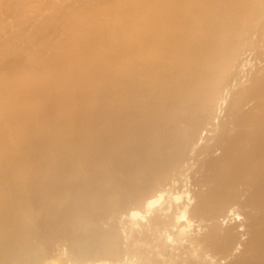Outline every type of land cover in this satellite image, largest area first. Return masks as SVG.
<instances>
[{
    "label": "bare ground",
    "instance_id": "6f19581e",
    "mask_svg": "<svg viewBox=\"0 0 264 264\" xmlns=\"http://www.w3.org/2000/svg\"><path fill=\"white\" fill-rule=\"evenodd\" d=\"M68 1L70 3V0ZM74 1L78 3L77 0ZM140 1L145 2H143L145 10L141 8L145 12L137 11L138 21H135L137 20L136 16L133 17L136 18L134 20L136 25L133 20L134 26L131 23L134 35L130 34L133 36L136 34L133 41L141 36L137 37V34H140L139 29H142V32H152L150 28H159L156 31L153 30L152 34H147L149 36L142 35L147 38L138 45L137 43L131 44L133 45L131 52L128 51V54L126 52L127 57L123 54L126 60L121 58L124 60L120 59L121 62L118 60L119 57L114 58L115 61L108 58L107 63L102 59V63H106L104 68L107 66L108 71L106 69L103 71V67L100 69V65L98 70H96L97 68L93 69L94 71L89 70L90 66L86 65L90 63L95 65V63L84 61L88 57H85V59L84 57L74 58L70 54L68 56L63 54L64 57L61 56L62 54L58 55L59 52L62 53L61 50L63 49H58L56 53L55 47L60 46V43L54 46V49L50 45L41 49L39 46L42 47L45 45L44 42H47V40L37 41L38 36L35 37L36 34L41 35V28H35L34 30H40L38 31L40 33L35 31L32 36V33L29 34L31 31L29 33L24 32H27L26 27L31 25L28 23L29 21H26L29 16H27V19H23L26 18L24 16L22 19L17 20V25L20 23L19 20L22 25L29 24L28 26L25 24L23 27L19 24V29L17 25L15 26V33L22 30H20V26L23 28L21 31L23 34L20 33L21 38L18 40H26L27 45L29 43L32 45V49L37 47L35 51L38 52L39 48L41 51L39 50L38 55L32 50L31 52L35 53L33 55L29 47H27L29 50L25 51V45L21 48L17 44L14 47L15 51L17 53L22 52L25 58H30L33 62V68L27 70L31 75L27 73L29 78L26 77L25 79L22 76V78L17 76H12L9 79L4 78L6 81L2 79L5 82L1 81L0 84V264H52L51 261L47 262L48 258H51L49 257L51 253L48 252L49 248L55 243L65 240L70 244V247L66 246V248L68 247L78 255V259H73L77 261L72 260L71 263L75 262L74 264H76L81 259V262H79L81 264L82 262H84L83 264H86L85 262L115 264L117 261L118 263L120 261L119 264H126L121 263V257L123 256L120 252L123 247L119 251V248L124 244V239L121 242L119 235L120 230L118 228L120 227L116 228V226L110 225L111 229L104 231L100 230L102 228H100V223H103L106 218L116 217L124 213L131 214V217H133L131 219H135L136 215L131 213L132 209L135 208L150 210L149 215L152 213L153 207L155 210L157 204L160 205L161 210L164 208L165 205L162 207L164 203L160 200L165 198L167 185L173 184L176 180L173 176L181 173V169L189 164L190 159L195 158L191 156L193 154L190 155V152L196 148L193 149V144L196 145L201 130L214 119L213 110L216 107V101L223 98L221 93L225 91L222 88L225 89V83L229 81L227 79L230 74L229 69L232 66V58L241 54L236 53L237 49H241L240 47L246 43L242 38L246 36L248 38L249 36L250 28L243 27V22L250 20L252 22L253 18L261 15V9L264 8V0H210L204 8L200 5L202 9H199L197 4L200 0H126L127 3L124 2V5L127 4L128 7L130 5L129 8L132 13L133 10L134 12L136 10V4H138L137 8L141 6ZM201 1L203 2V0ZM66 2L64 1V3ZM204 2H207V0H204ZM261 6L262 8H260ZM80 7L83 9L81 5ZM113 7H116L115 10L117 11L119 3L118 6ZM27 8L26 12L31 9L30 6H27ZM129 8L127 12L130 13ZM84 10V13L76 11L78 13H75V15L73 11L72 15L68 9L66 15L69 16L64 17L60 13L63 17L56 19V21L59 20L58 22L63 20L56 27H61L62 24V27L64 25V28H66V24L72 23L68 24V27L64 30H75L76 33L73 30L70 31V36L74 33V37L71 36L72 41L69 38L70 43L76 46H74V49L77 48L78 44L81 46L83 38L88 37L87 40L83 39L88 44L90 43L89 38H92L94 42L93 36L98 34L95 30L96 27L99 31L100 25H96V20L99 18L94 19L95 13H92L93 15L88 13L90 9L87 12L89 17L85 16L86 9ZM99 11H96L97 14ZM118 11L120 13V10ZM140 13L144 17L146 16V19L152 20L150 22H157L155 26L158 27L154 25L150 27V22L146 26L137 25L140 23ZM80 14L84 15L86 23L84 20L81 22L79 16L83 18V15ZM70 15L75 16V20L74 17L71 20ZM91 16L95 20L94 22ZM122 16L117 19L120 21ZM34 18H40V16H34ZM63 18H69V20L65 21ZM103 18L102 20H104ZM148 19L141 20L142 25L144 21L147 24ZM22 20L26 22L24 21V23ZM123 20L120 22L110 20V22H115V25L118 24V27L121 28ZM99 21L101 20L99 19ZM104 23H101L102 28ZM98 24L100 23L98 22ZM53 25L55 24L53 23ZM255 25L256 23L254 27ZM249 26L247 25V27ZM56 27H53V29H56ZM116 27L114 29L117 31ZM134 27H136V33ZM250 27L253 29L252 24ZM128 28L130 27L128 26ZM244 28L246 30L243 33ZM59 29L58 27L56 30ZM144 29L146 30L144 31ZM100 30L102 29L100 28ZM122 30L124 31V29ZM8 31L10 30H6L5 33ZM66 31L60 29L62 34ZM112 31L115 33V30ZM102 32L104 33L103 30ZM15 33L12 35H15ZM93 33L94 35H92ZM103 33L100 31L99 37ZM105 33L107 32L105 31ZM59 34L63 36L61 33ZM241 34L242 38L240 37ZM142 36L140 38H143ZM58 37L60 39V36ZM130 38L132 39V37ZM249 38L247 41H249ZM124 39L125 35L122 40ZM239 40L243 43L240 46L237 45V43L240 44ZM14 41L11 42L14 44L16 42ZM11 42L7 43L10 44L8 48H12ZM106 42L108 40H104V43ZM235 42H237L236 45ZM118 44L116 45L118 46ZM79 45L78 47H80ZM93 45H96V41ZM109 45L112 46V43ZM232 48V51H235L233 57ZM81 49L85 52L84 48L81 47ZM122 49L124 48L122 47ZM124 50H127V48ZM105 51H108V49H105ZM118 51L116 52L119 53ZM41 52L43 53L41 54ZM9 53L7 51V54ZM85 54L88 53L85 52ZM57 55L59 58L61 56V60L58 59ZM78 55L80 56L79 53ZM99 56L97 55V57ZM34 59L38 60L39 65L36 64V60V63H34ZM98 59L95 61H98ZM44 71L46 73L48 71L49 79L46 76V81L43 80L42 82L43 86L40 83L38 85L40 87L37 88V85H35L38 84L35 83L37 80L34 82V79L37 78H34V76H36V73L43 74ZM40 78L43 79V76H40ZM233 80L235 81V78ZM22 88L26 92L22 91ZM29 89L31 92H27ZM43 91L48 92L43 94ZM22 92H24V95L33 93L29 96L36 95V98L40 95L45 97L46 93L49 94H46L47 101H42L41 97L38 100H31L32 98L27 97L29 100L25 101L22 98ZM20 93L22 96L19 95ZM251 93L253 95L255 93L259 95L260 93L262 95H259V97H263L264 84L259 85V87L257 85L255 92ZM251 93L248 94L251 95ZM259 104L262 106L263 103L260 102ZM236 112L239 113L240 110L239 112L236 110ZM239 117H242V119L236 121L237 134L232 136L227 131L228 133L224 134L225 137L223 136L224 138L221 139L222 143H225L221 156H218V158L213 157L205 164L206 169L209 170V176L204 182L208 190L200 194L199 201L192 212L196 216L206 219L207 222L212 221L213 223H211L209 231L200 238L203 247L211 246V249L214 247V251L223 249L224 252L222 253L228 252V254H231L232 249L235 248L234 246H239L243 242L239 244L240 240L237 239L239 235H235L237 234L236 231L234 233L236 229L222 231V224H219V220L228 217L229 208L232 204L238 203L243 191L246 192L245 194H248V197L245 194L243 196L247 197L248 200L246 199L247 202L243 201V204L246 203V205L256 209L258 213L260 212V218L252 221V237L248 243L249 246L246 245L248 246V253L246 252L248 257L246 259L243 257L244 261L241 258L243 263L240 264H256V262L259 263L264 260V112L258 113V115L250 116L247 114V116L242 115ZM183 169L185 170V167ZM240 187L244 188H242L243 191L238 190ZM239 202L241 204V201ZM185 206L186 211L189 212L191 208ZM172 207L176 209L174 205ZM167 208H170V205ZM157 209H159V206ZM182 213L187 216V213L181 210V217ZM140 220L142 219L139 218L138 221ZM177 220L179 221L178 218ZM154 230L152 231L154 232ZM171 239L172 246L174 240ZM44 241L45 244L42 243ZM148 242L147 244L150 243ZM177 243H180V241H177ZM132 248H135V246ZM145 249L144 254L142 252L143 256L140 255L144 259L147 253ZM133 251H136V249ZM219 251L221 252V250ZM229 251L231 252L229 253ZM151 256L153 257L154 254ZM147 258H149V255ZM139 260L129 262V264H143L145 261ZM186 261L184 260L185 264H187ZM157 262L156 260L155 263ZM239 262L236 263L239 264Z\"/></svg>",
    "mask_w": 264,
    "mask_h": 264
},
{
    "label": "rangeland",
    "instance_id": "374dc122",
    "mask_svg": "<svg viewBox=\"0 0 264 264\" xmlns=\"http://www.w3.org/2000/svg\"><path fill=\"white\" fill-rule=\"evenodd\" d=\"M49 1V2H48ZM64 1H67L66 3H64ZM78 1V3L76 2V1H74V0H70V3H69V1L68 0H0V20H1V23H3L2 25H1V23H0V84H1V81L4 83L6 80L5 79H9L10 77L12 78V76H14V77H24L23 79H25L26 77H28L29 75H31V73L30 72H28L27 70H29V69H32L33 68V62H32V60L30 59V58H25V55H23L22 54V52H16L15 51V46H17V44H19V46L22 48L24 45V47H29L31 50H30V52L33 50L36 54H38L39 53V50H40V48L41 49H43V47L45 48L47 45H50V47H54V46H56L57 44H59L60 43V46L58 45V46H56L55 48H56V53H57V51H58V49H63V50H61L62 51V53L61 52H59L58 53V55H60V54H62L61 56H63V54H67V56L70 54V56L72 55L74 58H85V57H88L86 60H84V61H87L88 63L90 62V61H92L93 63H95V65L94 64H92V63H90V64H92V65H90V64H87L86 66H90V68H89V70H95L96 68V70H98V68L100 67V69L103 67V71H104V69H106L107 68V66L104 68V65H106V63H102V59L105 61V62H107L108 63V61H107V59L109 58V60H114V58L116 59V58H118V60L119 61H121L122 59H124V60H126V58H124V55L123 54H125V57H127V55H126V52H127V54H128V51H130L131 52V49L133 48V45L134 44H136L137 43V45H138V43H140V42H142L145 38H147V37H143L142 35H147V34H149V33H153L154 31L153 30H157L159 27L156 25L155 26V24H157V22H155V23H153V22H150V21H152V20H150V19H148L149 21H147V24H146V22L144 21L143 22V25H142V22H141V20H147L146 19V16L144 17L141 13L139 14V16H141V17H143V19H141V17H140V23L139 24H137V25H140V26H146V25H148V22H150L149 24V26L150 27H152L153 25L155 26V27H158V28H150V30H152V32H149V31H146V32H142L140 29V31L138 30V32H140V34L138 33L137 34V37L139 36V35H141L143 38H140L141 36H139L138 38H135V41H133L134 39V37H136V34H135V36H133L134 35V33H133V27H132V25H131V23H132V20H133V23H134V20L136 19V18H133V17H137L138 16V12L137 11H139V10H141V11H139V12H142L143 13V11L145 10V6H143L144 4H143V2L142 1H140V5L142 6H140V7H138L137 8V6H138V4H136V10H135V12H136V15H135V12H134V10H133V12L131 13V11H130V5H129V7H128V5L126 4L127 2H126V0L124 1V0H122V2H123V4H122V2H121V0H82V2H83V5H82V2L80 3V1L81 0H77ZM210 2V0H207V2H204V0H203V2L200 0L199 1V3H197L198 4V7H199V9H202V8H204L205 6H206V3L208 4L209 2ZM26 2H28V3H26ZM73 2H75V3H73ZM89 2V3H88ZM91 2H93V3H91ZM96 2H97V4H96ZM124 2H126L125 4H126V6L124 5ZM138 2V1H137ZM264 2V1H263ZM33 3V4H32ZM39 3V4H38ZM117 3V4H116ZM118 3H119V7H121V8H119V7H117V9L118 10H120V13H119V11H118V13H117V11L115 10V8L113 7V6H118ZM131 3H133L132 1H131ZM134 3H136V2H134ZM145 3V2H144ZM64 4V5H63ZM76 4V5H75ZM116 4V5H115ZM123 5V6H121V5ZM130 4V3H129ZM203 4V5H202ZM26 5V6H25ZM45 5V6H44ZM50 5V6H49ZM78 5H79V8H78ZM80 5L83 7V9L80 7ZM134 5V4H133ZM200 5H201V7H200ZM9 6V7H8ZM27 6H30V8L31 9H29V11H27L26 12V10H28V8H27ZM49 6V7H48ZM64 6V7H63ZM69 6H70V8H69ZM89 6V7H88ZM105 6V7H104ZM135 6V5H134ZM25 7V8H24ZM40 7V8H39ZM60 7V8H59ZM73 9H72V8ZM77 7V8H76ZM129 8V11H130V13L129 12H127V10H128V8ZM263 7H264V4H263ZM18 8V9H17ZM27 8V9H26ZM44 8V9H43ZM47 10H46V9ZM57 8V9H56ZM67 8V9H66ZM126 8V9H125ZM141 8H144V10L143 9H141ZM149 8V7H148ZM260 8H262V6L260 7ZM15 9V10H14ZM17 9V10H16ZM25 9V10H24ZM42 9H43V11H42ZM60 9H62V10H60ZM69 9V11H71V14H72V12L74 13V15H75V13L77 14L78 12H76V11H79V13L81 12H85V10L84 9H86V13H85V16H87V17H89L88 16V14H87V12H88V10H89V14L90 15H93L94 13V15L96 16H93L94 17V19H96L97 17L101 20V21H104V22H107L106 20L109 18V16H110V18L108 19V22L107 23H104V22H101V21H99V19L98 20H96L97 22V24L96 25H100V27H99V31L97 30L98 28L96 27V25H95V27H96V32H98V34L100 35V31H101V33H103L102 32V30L104 31V33L103 34H101L102 36H100L99 37V35L97 34L96 36L94 35V33L92 34V35H94L93 36V38L95 39L94 40V42L92 41V38H89V42L91 43V45H89L88 44V42L86 43L83 39H86L87 40V38H83L82 39V41H81V46L80 47H78V45H77V48L76 49H78V50H76V49H74L75 47L72 45L73 43H70V39L69 38H71V36H73V34L70 36V34H71V32L70 31H74L75 32V30L74 29H68V31H66V30H64V29H66L67 27H68V24H72L71 22H69L68 24H66L65 26H67L66 28H64V25H63V27H62V24H61V27L60 26H57L56 27V25L58 24L59 25V23H62L63 22V20H61L62 22H58V21H56V19H58L59 17V19H61V17H63V16H61V14H63L64 15V17L66 16H69V15H66V14H68V12L66 11V10H68ZM79 9V10H78ZM92 9V10H91ZM112 9H114V10H112ZM150 9H151V7H150ZM149 9V10H150ZM198 9V10H199ZM19 10V11H18ZM40 10V11H39ZM45 10V11H44ZM59 10H60V12H59ZM81 10V11H80ZM100 10V11H99ZM111 10V11H110ZM42 11V12H41ZM64 11H66V12H64ZM95 11V12H94ZM99 11V13L97 14V12ZM112 11H114V12H112ZM126 11V12H125ZM264 8H262L261 9V15L259 16V17H255L256 18V20H255V18H253L252 19V22H250V21H247V22H243V27H246V29H249V36H248V38L250 37L251 38V40H250V38H249V41H247V39L248 38H246V37H244V38H242V34L240 35V37L242 38V39H244L245 41H246V43H242L241 42V40H239L238 42H240V44H238L237 42H235L234 44L236 45V43H237V45H242L243 44V46L242 47H240L241 49H237V46H236V49H237V54H238V52L239 53H241V54H239V56L237 57L236 55L234 56V57H236V59H234V57H233V55H234V52L232 51L233 50V48L231 49V51L233 52V54H232V59H233V61L231 62L232 63V66L230 67V69H229V71H230V74L228 75L229 76V78L227 79V80H229V81H227L226 83H225V85L227 86H225V89H223L222 88V90H224L225 92L223 93H221L222 95H221V97H223V98H221V99H218L217 101H216V107L214 108V110H213V118L214 119H212V121H211V123L209 124V125H207V126H205V128H203L202 130H201V133H199V139L197 140V142L195 143L196 145H194L193 143V149L195 148L196 149V152H198L197 154H196V152H195V149L194 150H192V152H190V155L191 154H193V155H191L192 157H195L194 159L192 158V159H190V162H189V164H186L187 166H188V168H186L187 166L185 165L184 167H185V170L182 168L181 170H182V172H181V170H180V172L181 173H179V174H176V175H174L173 177L176 179L175 180V182H173V184H170L169 186L167 185V188L169 189V191H167L168 189H166V193L165 192H163V193H165V198H163V199H161L160 201H162V203H164V204H162V203H159V204H162V207L164 206V208L161 210L160 209V205H158L157 204V206H156V208H155V210H156V212H155V210H154V207H153V210H151L152 211V213H150V215H149V213L148 212H150V210L148 211V210H146V209H144V208H135V209H132V212L131 213H134L135 215H136V218L135 219H131V218H133V217H131V214H126V213H124V214H119V215H117L116 217H111V218H106V220H104L103 221V223L101 222L100 224H101V226H100V230H108V229H111V227H110V225H113V226H116V228H118V227H120V228H118L119 230H120V237H121V242H122V239H124V244L122 245V243H121V247L119 248V251H120V249L123 247V249H121L122 251L120 252V254H121V256H123V257H121V263H126V264H129V262H132V261H136L137 259L139 260L140 258H141V256L140 255H142V252L144 251V249L147 251V253L145 254L146 255V258L144 259V257L143 258H141L142 260H145V261H147V262H150L149 264H151V263H153L154 261L156 262V260L161 264H175V262H176V264H182V262H183V264H185L184 263V260L186 261V263L187 264H189L190 262H192V263H194V264H237L238 263V261H240L239 262V264L240 263H243V262H241V258H242V261H244L243 260V257H244V259H246V257H248V255H247V253H248V243H249V241H250V239H251V237H252V232L251 231H253V229L251 228V225H252V221H254L255 219H259L260 218V212L258 213L257 211H256V209H254L252 206L250 207L249 205H246V203H245V205L243 204L244 202H247L246 201V199L248 200V194H245L244 193V191L242 190V188L243 187H240V189H238L239 191H243L242 193H243V195L245 194V196H247V197H245V196H243L242 195V197H240L239 198V200H238V203L236 202V204H232V206H231V208H229L230 209V211H229V214H228V217L226 218V219H223V218H221L220 220H219V224L221 223L222 224V228H223V230L222 231H224L225 232V230L227 229V230H232L233 228L234 229H236V230H234V233H235V231H236V233L237 234H235V235H239L238 237L240 238H237L238 240H240V242H239V244L241 243V242H243L241 245H239V246H234L235 248L234 249H232V252L231 251H229V253L231 252V254H228V252H225V253H227V254H225V253H222V252H224V250L223 249H219V250H221V252L218 250V249H216V251H214V247H212L213 249H211V246H209V247H203V245L201 244V241H200V238L203 236V235H205L208 231H209V229L211 228V223H212V221H208L207 222V220L206 219H202V218H200V217H198V216H196L193 212H192V210H193V208H194V206L198 203V201H199V198L198 197H200V194H202L203 192H205V191H207L208 189H207V187H206V183H204L205 182V179L209 176V170L208 169H206V166H205V164L207 163V162H209L213 157L214 158H218V156L220 157L221 156V154H222V150H224V147H225V143H222V141H221V139L222 138H224L225 137V135H226V133H228V132H230L229 133V135H232V136H234L235 134H237V128H235L236 127V121L237 120H239V119H242V117H239V116H242V115H245V116H247V114L248 115H258V113L260 114L261 112H264V96L262 97H259V95H262V94H260L259 93V95L258 94H254L253 95V93H251V92H255V89L257 88V85H258V87H259V85H261V84H264ZM19 12V13H18ZM26 12V13H25ZM38 12H41V13H38ZM51 12H53V13H51ZM112 12V13H111ZM116 12V13H115ZM125 12V13H124ZM145 12V11H144ZM148 12V11H147ZM149 12H151V11H149ZM22 13V14H21ZM46 13V14H45ZM58 13V14H57ZM61 13V14H60ZM65 13V14H64ZM93 13V14H92ZM114 13H115V15H114ZM129 13V15H127ZM6 14V15H5ZM15 16H14V15ZM26 14V15H25ZM35 14V15H34ZM42 14V15H41ZM55 14H56V17H55ZM59 14H60V16H59ZM70 14V13H69ZM87 14V15H86ZM97 14V15H96ZM134 14V15H133ZM57 15H58V17H57ZM73 15V14H72ZM80 15H83V14H80ZM111 15H113V16H111ZM118 17H117V16ZM121 15H125L124 16V18H123V16L121 17V20H128V22H126V21H122V26H120L121 28H119L118 27V24L117 25H115V22H120L118 19H120V16ZM133 15V16H132ZM24 16H26V18L24 17ZM27 16H29V18L27 17ZM33 16V17H32ZM34 16H36V17H38V16H40V18H34ZM108 18H107V17ZM147 16H149L148 14H147ZM16 17H17V19H16ZM22 17H24L23 19H27L26 21L28 22V23H30L31 25H29V27H26L27 29V32L26 31H24L25 33H29L30 31V33L29 34H31L32 36L35 34V31L37 30V29H40V30H38V31H40V32H38V31H36V33L38 32V33H40L41 35H35V37H37L38 39H37V41H41V40H43V41H46L47 40V42H44V46H42L41 47V45L39 46L40 48L38 49V52L37 51H35V50H37V47H35V48H31L32 47V45L29 43V45H27L28 44V42H25L26 40H24V41H22L21 39V41L20 40H18L19 38H21L20 36V33H21V31L23 30V26H25V24L27 25V23H25L26 21L25 20H22L25 24L24 25H22L21 24V21L19 20L18 22H20L19 24H21L22 25V27L20 26V32H18V31H16V33H15V26L17 25V20L20 18V19H22ZM72 17V18H71ZM73 17H74V20H75V16H71L70 15V18H71V20H73ZM82 16H79V19L80 20H82L81 22H83V20H84V22L86 21L85 20V18H84V15H83V18H81ZM103 17H106L105 19L103 18ZM151 17V16H150ZM91 18H92V16H91ZM102 18L104 19V20H102ZM118 18V19H117ZM262 18V19H261ZM5 19H6V21H5ZM13 21H12V20ZM15 19H16V21H15ZM63 19H65V21L66 20H69V18L68 19H66V18H63ZM138 19H139V17H137V20H135V21H138ZM31 20V21H30ZM41 20V21H40ZM70 20V21H71ZM92 20H93V18H92ZM110 20H115V22H110ZM118 20V21H117ZM261 20V21H260ZM54 21H56V22H54ZM95 20H93V22H94ZM12 22H13V24H12ZM43 22V23H42ZM58 22V23H57ZM68 22V21H67ZM98 22L100 23V24H98ZM126 22V23H125ZM130 22V23H129ZM260 22V24H258ZM32 23H34V24H32ZM35 23H37L36 24V26H35ZM53 23L55 24V25H53ZM64 23H66V22H64ZM86 23V22H85ZM84 23V24H85ZM104 23V27H106V28H102L101 27V25ZM114 23V24H113ZM124 23H125V26H124ZM132 23V24H133ZM138 23V22H137ZM153 23V24H152ZM249 23V24H248ZM256 23V25H255V27H254V24ZM6 24V25H5ZM18 24V25H19ZM45 24V25H44ZM135 24V23H134ZM134 24H133V26H134ZM152 24V25H151ZM251 24L253 25V29L250 27L251 26ZM4 25V26H3ZM17 25V28L19 27ZM27 25V26H28ZM53 25V26H52ZM112 25V26H111ZM114 25V26H113ZM131 25V26H130ZM136 25V24H135ZM247 25H250L249 27H247ZM259 25V26H258ZM51 26V27H50ZM117 26V27H116ZM128 26L130 27V28H128ZM13 27V28H12ZM31 27H33L32 28V30H31ZM53 27L55 28L56 27V29H58V27L61 29H63V31H66V32H63V34H62V32H60V29L59 30H56V29H53ZM108 27V28H107ZM114 27H116L118 30V32L116 31V29H114ZM124 27V28H123ZM128 29H127V28ZM30 28V29H29ZM35 28H37L36 30H34ZM100 28L102 29V30H100ZM113 28V29H112ZM132 28V29H131ZM148 29H149V27H147ZM260 28V29H259ZM10 30V31H8V32H6L5 33V31L6 30ZM19 29V28H18ZM18 29H16V30H18ZM24 29H25V27H24ZM29 29V30H28ZM105 29H109V30H105ZM115 30V33H114V31H112V30ZM122 29H124V31L122 30ZM127 29V30H126ZM135 29H136V27H134V32L136 33L137 32V30L135 31ZM147 29V30H148ZM245 28L243 29V33H244V30H246ZM51 30V31H50ZM130 32H129V31ZM146 29H144V31H145ZM252 30H253V32H252ZM13 31V32H12ZM46 31V32H45ZM53 31V32H52ZM59 31V32H58ZM62 31V30H61ZM105 31L107 32V33H105ZM108 31H110L109 33H108ZM17 32H18V34H17ZM69 32V33H68ZM95 32V31H94ZM254 32H255V34H254ZM9 33V34H8ZM15 33V35H12V34H14ZM52 33V34H51ZM54 33V34H53ZM59 33H61L63 36H61ZM64 33H66L65 35H64ZM76 33V32H75ZM117 33V34H116ZM129 33V34H128ZM130 33H132L133 35H131ZM142 33V34H141ZM145 33V34H144ZM21 34H23V33H21ZM50 34H51V36H50ZM108 35V37H107V35ZM123 34V35H122ZM127 34V35H126ZM150 34V35H151ZM254 34V35H253ZM8 35V36H7ZM30 35V36H31ZM67 35H69V36H67ZM91 35V36H92ZM105 35H106V37H105ZM109 35H111V36H109ZM118 35V36H117ZM124 35H125V39L124 40H122L123 38H124ZM245 35V34H244ZM26 37H28L27 35H25ZM58 36H60V39H59V37ZM98 36V37H97ZM112 36H114L113 38H114V40H113V38H112ZM147 36H149V35H147ZM18 37V38H17ZM23 37H24V35H23ZM40 37V38H39ZM66 37H68V38H66ZM74 37V36H73ZM101 37H103L102 39H101ZM112 39H111V38ZM122 37V38H121ZM129 37V38H128ZM130 37H132V39L130 38ZM10 38V39H9ZM49 38V39H48ZM77 38V37H76ZM97 38V39H96ZM127 38V39H126ZM263 38V39H262ZM14 39H15V41H14ZM23 39V38H22ZM24 39H26V38H24ZM91 39V40H90ZM100 39V40H99ZM117 39H119V40H117ZM258 39H260V40H258ZM75 40V39H74ZM73 40V41H74ZM98 40V41H97ZM104 40L105 41H107L108 40V42L111 40V42H106V43H108V44H106V43H104ZM9 41L11 42V41H14L15 43L14 44H16V45H14L12 42H11V46H12V48L11 47H9L8 48V46H10V44H7V43H9ZM18 41V42H17ZM51 41H52V43H51ZM71 41H72V38H71ZM84 41V42H83ZM92 41V42H91ZM95 41H96V45L94 46L93 44L95 43ZM100 41V42H99ZM112 41H114V42H112ZM120 43H119V42ZM243 41V40H242ZM245 41H243V42H245ZM21 42V43H20ZM22 42H24V43H22ZM51 43V44H49V43ZM56 43L55 45L53 44V43ZM122 42H124V43H122ZM261 42V43H260ZM68 45H67V44ZM86 43V45H84ZM98 43H100V45H98ZM105 44V46H104V44ZM110 43H112V46L111 45H109ZM119 43V44H118ZM121 43H122V45H121ZM242 43V44H241ZM248 43V44H247ZM259 43V44H258ZM13 44V45H12ZM21 44H23V45H21ZM61 44H62V46H61ZM87 44H88V46H87ZM103 44V45H102ZM113 44H115V45H113ZM116 44H118V46L116 45ZM124 44V45H123ZM131 44H133V45H131ZM27 45V46H26ZM92 45H93V47L96 49H94L93 47H92ZM109 46L108 48L106 47V46ZM132 47H131V46ZM254 45V46H253ZM36 46V45H35ZM38 46V45H37ZM69 46V47H68ZM73 46V47H72ZM85 46V47H84ZM96 46H97V48H96ZM100 46V47H99ZM102 46V47H101ZM114 46V47H113ZM234 46V45H233ZM245 46V47H244ZM253 46V47H252ZM58 47V48H57ZM81 47L82 48H84V50H85V52L86 53H88V54H85V52L83 51V49H81ZM87 47V48H86ZM114 49H113V48ZM115 47H117V48H115ZM122 47L124 48V49H126L127 48V50H124V49H122ZM9 50H8V49ZM21 48H19V49H21ZM25 48V51L26 50H29V48H27L26 49ZM64 48H69L68 50L67 49H64ZM71 48V49H70ZM73 48V49H72ZM100 48V49H99ZM119 48V49H118ZM263 48V49H262ZM54 49V48H53ZM80 49H81V51H80ZM97 49H98V51H97ZM102 49V50H101ZM105 49L107 50L108 49V51H105ZM130 49V50H129ZM235 49V48H234ZM243 49V50H242ZM23 50V49H22ZM101 50V51H100ZM118 50H120V51H118ZM238 50H240V51H238ZM7 51H8V53L9 52H11V53H9V54H7ZM24 51V50H23ZM41 51V50H40ZM43 51V50H42ZM110 51H112V52H110ZM115 51V53H113ZM116 51H118L119 53H117ZM122 51H124V52H122ZM134 51V50H133ZM133 51H132V53H133ZM13 52V53H12ZM15 52V53H14ZM44 52V51H43ZM43 52H41V54L43 53ZM53 52V51H52ZM95 52H97V53H95ZM101 52V53H100ZM107 52V54H105ZM109 52V53H108ZM35 53H33V52H31V54H35ZM78 53L80 54V56L78 55ZM113 53V54H112ZM117 53V54H116ZM8 56H7V55ZM11 54V55H10ZM16 54V56L14 57V55ZM104 56H102V55ZM39 55V54H38ZM57 55V56H58ZM88 55V56H87ZM93 55H95V56H93ZM97 55H100L99 57H100V59H98L99 57H97ZM107 55V56H106ZM117 55V56H116ZM61 56H60V58H61ZM66 55H65V57H67ZM103 58H102V57ZM110 56V57H109ZM31 57H32V55H31ZM64 57V56H63ZM5 58H6V60H5ZM59 58V56H58V59H60ZM105 58H106V60H105ZM113 58V59H112ZM122 58V59H121ZM2 59V60H1ZM12 61H11V60ZM88 59H89V61H88ZM93 59V60H92ZM98 59V61H95V60H97ZM121 59V60H120ZM9 60V61H8ZM36 59H34V61H35ZM61 60V59H60ZM124 60H122V61H124ZM36 61H37V63H36ZM34 63H36V64H38V60H36ZM95 61V62H94ZM101 63H100V62ZM103 61V62H104ZM115 61V60H114ZM117 61V60H116ZM121 61V62H122ZM235 61V62H234ZM25 64H23V63ZM110 62V61H109ZM113 62V61H112ZM98 63V64H97ZM2 64V65H1ZM103 64V65H102ZM28 65H29V67H28ZM39 65V64H38ZM100 65V66H99ZM7 67V68H6ZM28 67V68H27ZM32 67V68H31ZM39 67V66H38ZM41 67V66H40ZM24 68V69H23ZM88 68V67H87ZM231 68H233L232 69V71H231ZM7 69V70H6ZM11 69V70H10ZM38 69V68H37ZM39 70H41V69H39ZM93 70V71H94ZM107 71H108V69H106ZM17 71V72H16ZM31 71V70H30ZM38 71V70H37ZM234 71V72H233ZM6 72V73H5ZM39 72H42V71H39ZM45 73H46V71H44ZM43 72V74L41 73H39L40 74V76H43V79L42 78H40V76H38L39 74L38 73H34L36 76H34V78L36 77L37 79H34V82L37 80V81H39V82H35V83H38V84H35V85H37L36 87L38 88V87H40V86H38L40 83H41V86H43V80L44 81H46L45 79H46V76H47V78H48V76H49V74H48V71H47V75L45 74ZM232 72V73H231ZM237 72V73H236ZM29 75H28V74ZM25 74V75H24ZM38 74V75H37ZM45 74V75H44ZM234 74V75H233ZM27 75V76H26ZM236 75V76H235ZM44 76H45V78H44ZM21 77V78H22ZM32 77V76H31ZM5 78V79H4ZM29 78V77H28ZM235 78V81L233 80ZM2 79H4L5 81H3ZM42 79V80H41ZM49 79V78H48ZM262 80V81H261ZM34 82H33V84H34ZM48 82V81H47ZM255 82V83H254ZM45 83V82H44ZM35 85H33L34 87H35ZM255 85V86H254ZM260 88H262V87H260ZM35 90H37L36 88H34ZM24 89L22 88V91H23ZM25 92H26V90H24ZM247 91V92H246ZM249 91V92H248ZM257 91V90H256ZM21 92V91H20ZM27 92H31V90L29 89V91H27ZM33 92V91H32ZM44 92H48V91H43V94H44ZM238 92H240V93H238ZM23 93V97L22 98H24V100L26 101V100H29L28 98H32L31 100H38V99H40L39 97H41L42 95H40L38 98H36V95H33V96H29V95H31V94H33V93H31V94H29V95H27V93H26V95H24V92H22ZM41 93V92H40ZM246 93H247V95H246ZM248 93H251V95H253L252 97H251V95L250 94H248ZM46 94H49V93H46ZM45 94V97L43 98V97H41V99H42V101L43 100H45V101H47V98H46V95ZM19 95H21L22 96V94L20 93ZM250 97H249V96ZM21 96H19V97H21ZM35 96V97H34ZM246 96V97H245ZM28 97V98H27ZM27 98V99H26ZM35 98V99H34ZM46 98V99H45ZM260 100H259V99ZM263 98V99H262ZM245 99H246V101H245ZM239 100H241L240 102H239ZM41 101V100H40ZM236 101V102H235ZM245 102V103H244ZM263 103L262 104V106H261V104H259V103ZM48 103V102H47ZM240 103V104H239ZM257 103V104H256ZM242 104V105H241ZM236 105V106H235ZM47 106V105H46ZM239 106V107H238ZM242 106V107H241ZM258 107V108H257ZM217 108V109H216ZM235 108H238L239 110H240V112H239V110L238 109H235ZM260 108V109H259ZM236 110L239 112V113H237L236 112ZM261 111V112H260ZM251 114H250V113ZM253 112H254V114H253ZM236 113H237V115H236ZM237 118V119H236ZM229 120V121H228ZM230 124H231V126H230ZM208 127V128H207ZM206 128H207V130H206ZM225 130H226V132H225ZM231 130V131H230ZM228 131V132H227ZM233 131H234V133H233ZM203 132V133H202ZM232 132V133H231ZM225 134V135H224ZM224 136V137H223ZM222 143V144H221ZM224 144V145H223ZM198 149V150H197ZM204 152V153H203ZM195 154H196V156H195ZM212 156V157H211ZM209 157V158H208ZM194 160V161H193ZM203 160H205L204 162H203ZM187 162V163H188ZM203 163H204V165H203ZM203 167V168H202ZM183 170H184V172H183ZM191 170V171H190ZM191 172V173H190ZM206 172V173H205ZM185 175V176H184ZM176 181H178V182H176ZM180 182V183H179ZM172 183V182H171ZM175 183V184H174ZM180 184V185H179ZM177 186V187H176ZM173 188V189H172ZM244 189V188H243ZM203 190V191H202ZM163 196V197H164ZM170 198V199H169ZM239 201H241V204H239L240 202ZM244 201V202H243ZM171 202V203H170ZM169 205H170V208H167V207H169ZM175 206L176 207V209L174 208V207H172V206ZM181 205V206H180ZM185 205H187L188 206V208L190 209H187V210H189V212H187L186 211V209H185ZM233 205H234V207H233ZM159 206V209H157V207ZM161 207V208H162ZM181 207H184L183 209L181 208ZM181 208V209H180ZM185 209V210H184ZM181 210H183L184 211V213L186 212L187 213V216H186V214L184 215L183 213V215H182V217L180 216V213H181ZM148 213V217H147V213ZM153 214V215H152ZM256 214V215H255ZM258 215V216H257ZM139 216V217H138ZM146 216V217H145ZM137 217H138V219H137ZM180 217V218H179ZM258 217V218H257ZM139 218H141L142 220H140V221H138L139 220ZM147 218V219H146ZM177 218L179 219V221L177 220ZM108 220V221H107ZM111 220V221H110ZM114 220V221H113ZM132 220H133V222H132ZM135 220V221H134ZM137 221V222H136ZM205 221V222H204ZM108 222V223H107ZM110 222V223H109ZM116 223V224H115ZM99 224V225H100ZM104 224H105V226H104ZM137 224V225H136ZM213 224V223H212ZM106 225H108V226H106ZM119 225V226H118ZM151 225V226H150ZM220 226V225H219ZM99 227V226H98ZM106 227V228H105ZM232 227V228H231ZM185 228V229H184ZM229 228V229H228ZM117 229V230H118ZM154 230V229H156V230H154V232L152 231V230ZM182 229H183V231H182ZM118 230V231H119ZM206 230V231H205ZM239 231V232H238ZM224 232H222V233H224ZM155 233V234H154ZM154 236H153V235ZM168 236V238H167V236ZM177 236V237H176ZM144 237H146L145 239H144ZM160 237H162V238H160ZM157 238V239H156ZM171 238H173V243H172V246H171V243L170 242H172V241H170V240H172ZM179 238V239H178ZM103 239H105V238H103ZM120 239V238H119ZM144 239V240H143ZM148 239V240H147ZM159 239V240H158ZM169 239V240H168ZM192 239H194V240H192ZM197 239V240H196ZM155 240V241H154ZM156 240H157V242H156ZM164 240H166V241H164ZM176 240V241H175ZM198 240H199V242H198ZM43 241V240H42ZM139 241V242H138ZM145 241V242H144ZM150 243H149V242ZM177 241L179 242L180 241V243H177ZM183 241V242H182ZM193 241V242H192ZM145 244H147V242L149 243V244H147V245H145ZM175 242V243H174ZM245 242V243H244ZM35 243H37V242H35ZM42 243H44L45 244V241L44 242H42ZM69 242L67 241V240H65V241H62V242H58L57 244L55 243V245H53L52 247H50L49 248V250H48V252H51L50 254H49V257H51V258H48V260H47V262H52V264H59V263H63V262H68L69 264H74L77 260H73L74 258L75 259H78V255L76 254V253H74L71 249H69L68 247H70L69 245L70 244H68ZM155 245H154V244ZM184 243V244H183ZM199 243V244H198ZM247 243V244H246ZM140 244V245H139ZM178 245L177 246V248H176V246H175V249H174V245ZM185 246H183V245ZM197 244V245H196ZM150 245V246H149ZM166 245H168V246H166ZM170 245V246H169ZM246 245H248V246H246ZM66 246H68L67 248H66ZM129 246V247H128ZM133 246H135V248H132ZM183 246V247H182ZM60 248V249H58V248ZM153 247V248H152ZM193 247V248H192ZM203 247V248H202ZM238 247V248H237ZM139 248H141V249H139ZM142 248H143V250H142ZM148 248V249H147ZM167 248V249H166ZM170 248V249H169ZM179 248V249H178ZM189 248V249H188ZM204 248H206V250H204ZM128 249H130V250H128ZM132 249V250H131ZM134 249H136V251H133ZM166 249V250H165ZM246 249H247V251H246ZM55 250V251H54ZM126 250H127V252H126ZM142 250V251H141ZM151 250H152V254H151ZM176 250V251H175ZM180 250V251H179ZM184 250H185V252H184ZM193 250V251H192ZM219 252H218V251ZM141 251V252H140ZM167 251V252H166ZM193 253H197L198 254V256H197V254H193ZM211 251V252H210ZM130 252H132V253H130ZM133 252H135V253H133ZM138 252H139V254H138ZM148 252H150V254H148ZM153 252H155V253H153ZM173 252V253H172ZM179 252V253H178ZM181 252V253H180ZM182 252H183V254H182ZM247 252V253H246ZM122 253H124L123 255H122ZM127 253V254H126ZM189 253V254H188ZM206 253V254H205ZM143 254H144V252H143ZM154 254V256L152 257L151 255H153ZM172 254V255H171ZM175 254H176V257H175ZM182 254V257L180 256ZM188 254V255H187ZM201 254V255H200ZM125 255V256H124ZM130 255V256H129ZM140 257H139V256ZM148 255H149V258H147L148 257ZM194 256V258H193V256ZM137 256H138V258H137ZM143 256V255H142ZM185 256V257H184ZM203 256V257H202ZM220 256V257H219ZM226 256V257H225ZM129 257V258H128ZM174 257V258H173ZM181 257V258H180ZM52 258H53V260H52ZM136 258V259H135ZM186 258H188V259H186ZM193 258V259H192ZM197 258V259H196ZM198 258H199V260H198ZM204 258H206V259H204ZM51 259V260H50ZM141 259L139 260V261H141ZM149 259V260H148ZM168 259H170L169 261L171 262H169L168 261ZM182 259V260H181ZM189 259H192V260H190V261H188ZM72 260L73 261H75L74 263H71L72 262ZM152 260V261H151ZM165 260V261H164ZM229 260V261H228ZM143 262V264H147L146 262ZM173 261V262H172ZM182 261V262H181ZM79 262H81V259H80V261H78L76 264H81V263H79ZM153 263V264H159L158 262L157 263ZM166 262V263H165ZM181 262V263H180ZM201 262H203V263H201ZM237 262V263H236ZM84 262H82V264H83ZM86 264L88 263H90V262H85ZM92 263H98V262H92ZM119 263H120V261H119ZM118 263V261L115 263V264H119ZM191 263V264H192ZM91 264V263H90ZM250 264V263H249ZM256 264H264V260H262V262H259V263H257L256 262Z\"/></svg>",
    "mask_w": 264,
    "mask_h": 264
}]
</instances>
